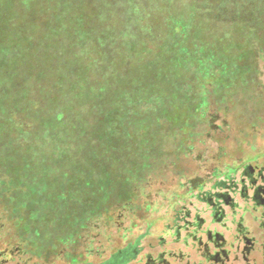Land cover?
<instances>
[{
    "label": "rangeland",
    "instance_id": "374dc122",
    "mask_svg": "<svg viewBox=\"0 0 264 264\" xmlns=\"http://www.w3.org/2000/svg\"><path fill=\"white\" fill-rule=\"evenodd\" d=\"M35 1L38 0H21L20 4L19 0H0V42L13 12L19 5L28 9V5ZM42 1L40 5L49 10L56 7L58 15L63 12V17H71V21L82 17L80 23L72 25L66 31V38L61 41L65 43V49L73 43L69 56L63 55L67 58H64V65L67 62L71 66L76 56L80 61L74 69L66 70L65 75L86 76L85 69L91 68L92 72L94 68L91 65L85 68L83 60L90 59L97 51L103 54L113 52V49L97 45L91 35L95 38L109 36L123 40L135 55L136 49L130 35L122 38L123 30L132 22L133 12L128 8L124 10L123 0H103L106 1L105 5L112 6L119 5L118 1L123 2L119 6L120 12H115L117 9L114 7L109 10L106 7L107 10L102 11L89 9L87 12H82V7H75L70 14L66 13L69 12L70 0ZM139 1L142 5L140 10L149 14L146 16V23L162 34L169 31L167 19L171 15L192 17L188 6L190 0H173L171 3L168 0L164 5L159 3V8H154V5L150 7L148 0ZM198 3L195 24L203 29L201 39L224 48L235 42L237 50L243 49L237 55L242 66L249 67L248 76L244 79H232L225 78L220 73L209 75L210 78L206 77L208 83L197 88L208 94V113L197 112L200 105L194 106L196 102L190 105L187 102L183 104L181 100L175 105L169 104L167 114L175 115L180 109L183 114H187V108L190 107L198 118L192 116L188 120L189 124H181L180 127L169 120V116L155 118L151 123L153 125H149L147 136L134 130L136 134L132 140L124 138L120 142L116 141L115 145L122 149L117 160L121 162V166L112 173L113 191L107 201L103 198L92 200V196V203H79L81 206L78 208L72 203L59 204L50 200V196L54 195L50 191L45 194V200L29 204V207L20 211L21 217L15 216L12 206L24 201L27 187H38L39 183L46 182L49 189L55 188L61 192L63 187H67L66 183L61 182L63 179L68 180L69 174L71 178L74 167L71 165L65 170L53 168L49 172H40V168L7 169L0 165V264L3 261L6 262L4 264H103L116 253L135 244L138 254L128 264H149V257L155 260L159 256L170 264L204 261L200 246L195 240L189 238L185 241L184 230L176 235V228L184 224L186 215H190L189 220L192 221L200 218L203 222L202 230L222 231L229 241L234 240L241 209L237 207L240 211L233 216L232 208L217 194H226L232 203L242 204L244 196L240 194V190L243 182L247 186V193L253 197L252 179L257 177L259 167H264V0H198ZM146 43L153 44L149 42V38ZM123 48L116 49L113 53L119 57ZM81 51L84 54L80 57ZM144 56L141 55L140 59ZM123 68L121 66V71ZM118 69L119 67L115 68ZM97 73H100L98 69L90 77ZM106 78V73L99 76L100 85L107 83ZM204 78L205 76L202 80ZM66 79L67 84L69 79ZM73 79L74 85L80 81L77 76ZM82 85L89 86L87 82ZM5 86H8V82ZM17 95L12 93L14 106L11 107H19L18 117L26 119L27 115L20 109L25 103L17 104ZM87 97L82 101L81 97H76L73 104L69 97L67 107L75 108ZM153 108V105L148 104L143 111ZM31 110L32 113L39 110L36 103L31 105ZM201 115L204 117L201 118ZM29 123L35 125L33 133H43L42 123ZM4 125L6 131L0 132V149L7 143L8 133L15 130L11 125ZM58 127L59 125V130ZM37 138L31 135L24 141L35 145ZM143 156L147 157L146 161L142 159ZM4 159L5 157H0L2 165L6 162ZM16 160L20 165H25L23 155H19ZM129 163L130 166L132 164L133 171L130 176L125 174L130 169L127 166ZM83 169L89 173L98 168ZM248 171L251 172L250 175ZM91 174L94 179L100 176L98 173ZM257 181L263 182L259 179ZM201 185L202 188H198ZM101 186L94 182L88 187L89 191L81 189L79 195L88 196L86 192L90 195L92 191L101 192ZM68 190H73L74 193L75 188L70 186ZM207 196H210L211 202L218 201L223 207V222L225 226H229V230L224 224L213 221ZM29 209H34V213H30ZM71 209H76V214H70ZM83 214L92 217L86 220L83 219ZM29 216L31 221L28 220ZM74 220H81L78 228H72L76 224ZM24 229L27 233H24ZM198 234L202 235L204 241L207 240L203 231ZM211 249H214L212 245ZM236 264H242V261L239 260Z\"/></svg>",
    "mask_w": 264,
    "mask_h": 264
},
{
    "label": "trees",
    "instance_id": "16d2710c",
    "mask_svg": "<svg viewBox=\"0 0 264 264\" xmlns=\"http://www.w3.org/2000/svg\"><path fill=\"white\" fill-rule=\"evenodd\" d=\"M123 1L124 3L118 1L119 5L112 6L105 5L106 1L103 0H70L69 12H66L68 14L75 7H82V12L89 9L107 10L106 7L109 10L110 7H114L117 9L115 12H118L122 3L124 10L128 8L129 11H133L132 22L123 30L122 38L130 35L135 45V55L123 40L109 36L95 38L91 35L93 41L101 48L107 47L113 49V52L124 48L120 50L122 55L119 57L113 52L103 54L97 51L90 59L83 60L85 68L88 65L94 68L92 72L91 68H86V76L64 74L69 68L74 69L80 61L76 56V61L74 60L71 66L67 62L64 65L63 62L67 60L65 55L72 50L73 43L68 49H65V43H61L66 38L64 36L67 34L66 31H69L72 25L80 23L82 17L71 21V17H63V12L58 15L56 7L49 10L48 7L40 5L42 0L31 3L28 9H23L19 5L13 12L11 22L6 26V32L0 42V132L6 131L4 124L11 125L16 131L13 129L8 133V141L0 149V157H5L6 161L4 165L0 162V165L7 169L40 168L42 169L40 172H49L53 168L65 170L71 165L74 167L71 178L69 174V179H63L64 182H61L67 184L61 192L55 188L49 189L46 182L39 183L38 187H27L28 191L23 196L24 201L12 206L15 216L21 217L20 211L26 206L29 207V204L45 200V194L50 191L54 193L50 200L59 204L72 203L78 208L86 203H92V196V200L93 198L109 200L113 191L112 173L121 166V162L117 160L122 149L115 145L116 141L120 142L124 138L132 140L136 134L134 130L141 131L144 137L147 136L149 125H153L151 123L159 117L169 116V120L174 121L178 127L181 124L186 126L189 124V118L196 116L190 107L187 108L189 109L187 114H183L180 108L175 115L167 114L168 105H175L181 100L183 104L187 102L190 105L196 102L194 106L200 105L198 110L196 109L197 112L208 113V94L197 88L208 83L206 77L210 78L209 75L220 73L225 78L232 79L237 77L244 79L248 76L249 67L242 66L238 59L243 49L237 50L235 42L226 44L228 47L224 48L201 39L203 29L195 24L198 0H190L188 3L192 17L171 15V18L167 19L169 27L167 34L156 32L146 23L145 19L149 14H144L140 10L141 1ZM167 1L148 0V4L150 7L154 5V8H159V3L164 5ZM172 1L169 0L170 3ZM19 3L22 4L21 0ZM233 31L237 32L238 29ZM148 38L153 44L146 43ZM83 54L81 51L79 56ZM143 54L145 56L140 59ZM121 66L124 67L122 71ZM118 67L119 69L115 70ZM97 69L100 73L90 77ZM105 73L108 79L106 78L107 83L102 86L98 78ZM76 76L80 81L74 85L73 78ZM203 76L205 78L202 80ZM66 77L69 79L67 84ZM7 82L8 86H5ZM83 82H87L89 86L82 85ZM14 92L18 94L16 103H25L20 109L27 115L26 119L18 117L19 107H11ZM69 97L72 104L76 97H81V101L84 97L87 98L82 104L74 106L75 108H68ZM34 103L39 110L32 113L31 105ZM148 104L154 108L144 112L143 108ZM196 117L198 118V115ZM203 117L201 115V118ZM31 121L42 123L44 126L42 134L36 135L34 131L32 132L35 125L30 124ZM31 135L39 138L36 139L35 145L24 141ZM90 150H93L92 153ZM19 155H23L25 159L24 166L16 160ZM142 159L146 161L147 157L143 156ZM127 166L130 169H127L125 174L130 176L133 174L132 164L130 166L129 163ZM84 167L98 169L88 173ZM104 169L106 171H103ZM91 173H98L100 176L94 179ZM94 182L102 185L101 192L92 191L91 195L86 192L88 196L79 195L81 189L89 191L88 187ZM70 186L75 188L74 193L73 190H68ZM198 188H202V185ZM29 212L34 213V209H29ZM71 212L70 214H76L77 211L71 209ZM26 215L28 216V213ZM82 217L89 220L92 216L83 214ZM28 220L31 221L30 216ZM74 221L76 224L72 225V228H78L81 220ZM24 233H27L26 229ZM130 247H127L129 252ZM129 252L114 257L117 259L115 264Z\"/></svg>",
    "mask_w": 264,
    "mask_h": 264
},
{
    "label": "flooded vegetation",
    "instance_id": "af4514ba",
    "mask_svg": "<svg viewBox=\"0 0 264 264\" xmlns=\"http://www.w3.org/2000/svg\"><path fill=\"white\" fill-rule=\"evenodd\" d=\"M247 173L251 174L249 171ZM257 177L263 182L257 181ZM257 177H253L252 179L253 197L249 196L247 186L243 182V188L240 190V194L244 196L242 204L232 203L231 198L226 194H217L218 197L222 198L232 208L233 216L234 214H238L239 209H241L242 214H240L236 222L233 241H229V238L222 231L211 232L210 230H202V220L200 218H196L195 221L189 220L190 215L184 217V224L178 225L176 228L177 236L184 230L186 233L185 241L192 238L200 246L204 261L193 264H236L239 260L242 261V264H264V167H259ZM207 199L211 204L213 221L222 225L224 224V227L229 230V226H225L223 222L225 218L223 207L218 204V201L211 202L210 196H207ZM200 231L206 234V241H204L201 234H198ZM211 245L214 247L213 250L211 249ZM129 246H131L130 252L127 251L129 250L128 248L123 249L103 264H115L117 259L114 257L121 255L123 252H129L117 263L128 264L138 254L136 244ZM148 262L149 264H170L162 256H159L155 260L149 257ZM4 263L6 262L3 261L2 264Z\"/></svg>",
    "mask_w": 264,
    "mask_h": 264
}]
</instances>
